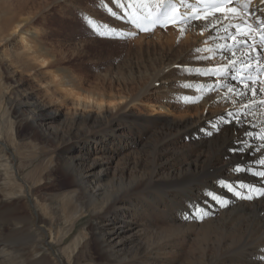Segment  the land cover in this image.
Masks as SVG:
<instances>
[{
    "label": "bare ground",
    "instance_id": "bare-ground-1",
    "mask_svg": "<svg viewBox=\"0 0 264 264\" xmlns=\"http://www.w3.org/2000/svg\"><path fill=\"white\" fill-rule=\"evenodd\" d=\"M252 8L264 18L260 0ZM1 10L0 264H99L93 244L104 264H264V198L248 189L254 198L242 199L218 183L264 187V179L232 171L238 164L262 167L264 150L256 149L264 131L255 120L214 109L222 89L214 98L189 97L202 99L190 114L159 103L165 118L142 117L131 106L145 103L144 93H127L115 81L108 88L103 81L88 85L70 70L48 18ZM242 19L240 11L215 13L166 32L206 48L235 35L227 41L243 46L240 55L225 57L216 69H233L235 61V69H257L262 79L264 55L259 47L246 49L251 34L233 28ZM24 73L34 75L37 90H23ZM215 81L206 89L223 88L230 79ZM247 87L237 92L264 102V80L252 87L255 94ZM54 93L64 98L61 104ZM238 147L244 151L234 154ZM59 172L67 187L58 184Z\"/></svg>",
    "mask_w": 264,
    "mask_h": 264
},
{
    "label": "rangeland",
    "instance_id": "rangeland-1",
    "mask_svg": "<svg viewBox=\"0 0 264 264\" xmlns=\"http://www.w3.org/2000/svg\"><path fill=\"white\" fill-rule=\"evenodd\" d=\"M5 7L12 9L15 15L22 10L35 12L38 21L42 18H48L49 27L53 29V34H50L53 37V41H57V44H63L62 46L66 50L68 57H70L66 58L65 63H68L70 70H74L75 73L78 72L79 75L81 74L80 76L86 79V84H105L104 86L108 88L115 81L122 85V87L118 88L127 93L135 95L144 93L141 98L146 102H136L131 106L136 113H141L142 117L147 115L149 118L152 116V118H165V115L161 114L158 109L159 103L172 104L176 107L172 108L173 111H176V114L186 111L190 114V112H194L195 107L201 108L202 99L198 94L197 96L194 95L195 97L190 101L189 97L197 92H204L206 96L214 98V95L217 96L222 89L221 91L225 95H223L222 99L216 100L217 102L213 106L214 109H227L240 113L246 120H255L260 130L264 131V114H262L264 102L250 94L243 95L238 93L237 90L241 89L242 85L237 86L230 80L231 83L229 82L223 88L217 86L219 89L217 87L206 89V84L210 85L216 81H213L214 77L212 75L203 73L210 70L209 67L212 65L215 68H211V70L215 69L216 71L217 65L225 57H237L242 51V49L240 51L236 50L239 49L237 46L226 45L231 44L234 46L224 36L214 40L212 42L214 45L212 47L209 46V48L200 47L199 44L197 45L193 41H190V44L189 42L187 43L184 39L185 35L173 37L172 33L166 32V29H161L162 33L159 35L153 32V36L151 35L144 39L140 38L142 35L136 34L137 32L132 37L128 34L133 29L122 24L121 19H117L119 14L121 16L122 9L117 6L115 0H112V2H109V0H0V8ZM1 9L0 20L3 22L4 18L1 17ZM110 10L111 13H115V21L111 17ZM105 25L109 26V29L117 27L123 38H105L99 35L98 33L100 32L97 31V27H105ZM122 28H127L128 31ZM169 39H171V42ZM11 43L9 47L8 45L6 46L7 50L14 46V41H11ZM197 49H200V51L197 52ZM208 50L211 53L205 52ZM232 52H235L234 56ZM207 54H212V56L217 58L214 57L213 61H211ZM167 66L168 68L165 69ZM4 77L6 78V75ZM32 77L29 76V73H24L27 84H22L23 90L29 92L32 89L37 90L36 85L32 82ZM165 86L170 89V92H164ZM46 87L44 85V88ZM229 87L233 88L232 92L228 91ZM252 89V85L248 86L247 92L250 93ZM254 89L257 90V87ZM162 94L165 96L163 97ZM51 96L59 100L60 104L64 100L59 93H54ZM50 98L48 96V101ZM152 108L158 111H152ZM157 112L158 114H154ZM23 130H26L25 126ZM255 137L256 134H252L251 138ZM57 181L63 188L70 183L61 173L58 175ZM87 223L88 220L85 219L81 225L83 226ZM93 248L97 253L98 263L104 264V258L98 254L95 244H93Z\"/></svg>",
    "mask_w": 264,
    "mask_h": 264
},
{
    "label": "snow or ice",
    "instance_id": "snow-or-ice-1",
    "mask_svg": "<svg viewBox=\"0 0 264 264\" xmlns=\"http://www.w3.org/2000/svg\"><path fill=\"white\" fill-rule=\"evenodd\" d=\"M109 2H112V0H109ZM237 2L238 0H198V4H202L204 7L192 8L191 14L189 15L188 13L181 12V8L186 6V0H178V4L172 3V0H115L117 6L123 9V15L117 17V19L124 20L127 24L134 26L139 31H148L150 27L154 28L157 25L162 28H166L169 24L186 25L193 20L199 21L207 19L209 16H212L215 13H232L233 15H237L239 10L234 6ZM250 2L251 0H246V3ZM260 2L261 4H264V0H260ZM145 3L154 4L156 5V8H153L151 11L145 14L143 7H137V5H143ZM242 11L244 16L253 15V12L249 11L247 7H245ZM259 11L264 12V9H259ZM153 13H155L154 16ZM112 15L115 16V13H112ZM227 18V15H225V19ZM216 19L219 20L220 17H216ZM89 23H91V21H89ZM105 27H107V25H105ZM234 27L237 32H241L244 35H249L253 31H256L260 34V39L264 41V19H261L260 17L256 18L255 26L249 23L247 19H242L241 23L234 25ZM224 30L225 32L228 31L227 28ZM109 31L115 32L116 29H109ZM98 34L104 35V33ZM128 35L133 36L135 33L130 32ZM226 38L235 39L236 37L235 35H232L231 37ZM196 51L199 52L200 49H197ZM232 55L234 56L235 52H232ZM230 63L234 68L235 61H230ZM218 71V69L216 71L207 70L203 74L212 75L215 77ZM229 71L231 72L232 69H229ZM228 91L232 92L233 88L229 87ZM256 91V89H252L253 94H255ZM226 123L232 124L233 121L229 120L226 121ZM235 123H240L239 118L235 120ZM260 140L262 143L256 149L257 151L264 150V135L260 136ZM240 143L244 144L246 142L241 141ZM243 151L244 149L242 147L233 149L234 154H241ZM259 163L262 165V167L258 169L238 164L232 169V171L236 173H251L252 175L264 179V160L259 161ZM218 183L242 199L251 200L254 198L252 193L247 191L248 189H253L255 193L264 198V187L254 188V186L245 185L242 182L237 186L231 182L223 180L219 181ZM237 187L243 191H238ZM207 195L213 200H217L221 206L226 204V201L221 200L215 193L209 192Z\"/></svg>",
    "mask_w": 264,
    "mask_h": 264
}]
</instances>
